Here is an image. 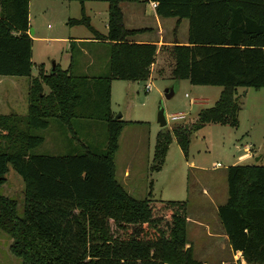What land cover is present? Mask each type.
Returning a JSON list of instances; mask_svg holds the SVG:
<instances>
[{"label":"trees","instance_id":"1","mask_svg":"<svg viewBox=\"0 0 264 264\" xmlns=\"http://www.w3.org/2000/svg\"><path fill=\"white\" fill-rule=\"evenodd\" d=\"M76 1L81 15L66 23L83 25L94 41L106 44V71L88 77L73 74L71 63L66 69L54 64L47 74L29 78L24 118L0 114V186L8 166L22 182L20 212L14 199L0 193V230L10 239L9 252L19 264H202L186 246L185 200L136 199L114 177L125 123L110 114V82L145 80L155 55L153 44L126 39L137 31L123 28L119 4L138 0H103L104 35L89 25L84 0ZM149 1L157 16L187 20V45L172 47L173 81L221 87L211 106L157 134L152 172L159 170L171 138L185 156L191 134L205 124L236 128V88L264 87V0ZM28 2L0 0L2 76H30ZM50 119L103 121V150L32 154L43 140L32 131L46 128ZM225 181L226 200L216 215L227 245L243 264H264V165H229Z\"/></svg>","mask_w":264,"mask_h":264},{"label":"rangeland","instance_id":"2","mask_svg":"<svg viewBox=\"0 0 264 264\" xmlns=\"http://www.w3.org/2000/svg\"><path fill=\"white\" fill-rule=\"evenodd\" d=\"M29 2V29L33 30L30 76L0 75V114L12 113L19 118H24L26 114L29 78L37 76L41 66L44 74L51 70L52 62L60 69H66L71 63L70 70L75 75L90 77L106 71L102 47L81 43L85 49L83 53L77 43L70 46V41L43 39L92 36L83 25L66 23L69 19H76L81 15L80 5L76 0ZM84 2V13L88 15L90 2L84 0L82 8ZM104 5L105 3L96 4V8L99 11L101 6L105 8ZM104 22L93 19L90 24L103 31ZM182 23H185V20ZM170 67L171 60L166 55L161 66V75L152 72L149 76L148 73L145 80L134 82L111 80L110 114L112 118L119 114L117 119L125 123L121 128L118 148L113 157L114 177L136 199L150 196L161 200H185L188 217L185 226L186 246H190L193 258L202 264H235L227 241L222 237L215 205L223 204L226 200L227 166L264 165V87H238L239 90L235 93L239 106L238 127L218 123L205 124L191 134L185 156L171 138L159 170L151 172L149 165L154 144L162 128H168L174 122L193 119L200 108L209 107L214 103L221 90L220 86L193 85L187 80H181L177 81L175 93L165 99L162 95L163 89L174 82L168 76ZM12 81L16 84L10 83ZM146 83L150 85L148 91L143 89ZM44 91H47L46 87ZM158 106L163 108L166 121L164 127H159L155 119ZM177 113L182 114V118L171 120L170 115ZM32 133L42 136L43 140L30 152L53 156L76 154L84 150L100 152L106 140L105 123L101 120L72 119L69 124H63L50 119L46 128L33 130ZM242 152L249 153L250 157L236 161V157ZM125 170L127 173L124 175ZM4 178L0 193L14 199L17 202L16 210L20 212L21 179L10 166L7 167ZM214 184L216 196H207V199L201 191L203 188L208 190L210 186L214 187ZM9 244V237L0 230V264H19V259L9 252Z\"/></svg>","mask_w":264,"mask_h":264},{"label":"crops","instance_id":"3","mask_svg":"<svg viewBox=\"0 0 264 264\" xmlns=\"http://www.w3.org/2000/svg\"><path fill=\"white\" fill-rule=\"evenodd\" d=\"M86 1L90 2V10L88 12L89 14L85 15L84 11L86 7H85V2H84L83 14L87 17L89 25L99 34L104 35L106 33V18H107L106 17L107 15L106 14V2L103 0H86ZM104 3H105L104 5L105 10L101 6V9L98 11V9L96 8V4H104ZM119 6H120V11H121V21H122L123 28L125 30L137 31L134 34L127 36L126 39L129 42H133V43H151L155 46V55L153 58V62L149 66V76H150V73L152 72H154V74L156 75H161L162 73L161 66L163 63V59L167 55L169 56L171 60V67L169 68L168 76H170L171 80L173 81L171 77V70L174 66V56L172 52V47L175 45H178V46L187 45V20L186 19L177 20L174 17L162 18V17L157 16L155 13V6H153L152 1H149V0H138L137 2H121ZM29 7H30V2H28V24L30 27ZM92 8H94V10H92ZM93 19H99L100 21H105L104 24L102 25L104 29L103 31H99L95 29L90 24L91 20ZM183 20H185V23H182ZM182 24H183V27H182ZM32 33H33V30H32ZM29 36L31 37V40H32V36L31 35ZM92 37L93 36L78 35V36H72L71 38H69V36H64V37H45L43 39L47 41L56 40V39H60L63 42L70 41V43H72L71 45H75V43H77L79 45L80 51L82 50L81 52L83 53L85 49H83V45H81V43H89L93 46H99L103 48V51H102L103 59L106 60V51H107L106 44L96 42L92 39ZM32 42H31V51H32ZM97 52L99 53L98 50ZM42 70L43 68L41 66L40 71ZM181 80H187V79H180L178 81H181ZM10 83L16 84L15 81H12ZM238 90L239 88H236L235 93ZM237 127H238V124H237ZM117 148H118V143H117ZM248 156L250 157L249 153L242 152L236 157V161H242L245 158L247 159ZM126 173H127V170H125L124 175ZM215 186H216L215 184H214V187L210 186V189L208 190L203 188L201 191V194L205 195L206 197L207 196L212 197V195L215 197L216 196L215 194L216 191L214 190ZM207 199L209 198L207 197ZM215 206H216L215 207L216 209L217 205ZM187 219L188 217H186V221ZM220 230H221L222 237L226 240L225 234L223 235L222 233L223 232L222 228ZM212 235L214 236L216 234H212ZM230 252L232 254V260L233 262H235V264H237L236 263L237 261H239L240 264H243V260L241 259L240 253L238 251L232 252L230 250ZM222 264H224V262H222Z\"/></svg>","mask_w":264,"mask_h":264},{"label":"water","instance_id":"4","mask_svg":"<svg viewBox=\"0 0 264 264\" xmlns=\"http://www.w3.org/2000/svg\"><path fill=\"white\" fill-rule=\"evenodd\" d=\"M31 33H32V30L30 28L28 30V34L31 35ZM51 68H53V64H51ZM176 89H177V81H174L171 86L163 89V93H162L163 97L165 99H169L175 93ZM119 117L120 115L118 114L114 116L113 119H117ZM155 119L159 127H164L166 125V121L163 115V108L160 106H158L157 108Z\"/></svg>","mask_w":264,"mask_h":264},{"label":"built area","instance_id":"5","mask_svg":"<svg viewBox=\"0 0 264 264\" xmlns=\"http://www.w3.org/2000/svg\"><path fill=\"white\" fill-rule=\"evenodd\" d=\"M152 5L155 6V3L152 2ZM149 87H150L149 83L144 84V86H143L144 91H148ZM179 118H182V114H180V113L170 115L171 120L176 121Z\"/></svg>","mask_w":264,"mask_h":264}]
</instances>
